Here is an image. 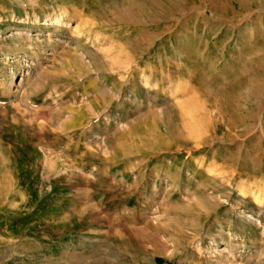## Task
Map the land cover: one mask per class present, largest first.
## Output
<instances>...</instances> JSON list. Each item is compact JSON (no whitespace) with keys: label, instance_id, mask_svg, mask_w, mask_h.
<instances>
[{"label":"rangeland","instance_id":"obj_1","mask_svg":"<svg viewBox=\"0 0 264 264\" xmlns=\"http://www.w3.org/2000/svg\"><path fill=\"white\" fill-rule=\"evenodd\" d=\"M0 264H264V0H0Z\"/></svg>","mask_w":264,"mask_h":264},{"label":"bare ground","instance_id":"obj_2","mask_svg":"<svg viewBox=\"0 0 264 264\" xmlns=\"http://www.w3.org/2000/svg\"><path fill=\"white\" fill-rule=\"evenodd\" d=\"M52 22H56V23H59L60 22V18H58V16L57 17H55L54 19H53V21ZM12 81L10 80V83H11ZM8 88L9 87H11V85H9L8 84V86H7Z\"/></svg>","mask_w":264,"mask_h":264}]
</instances>
